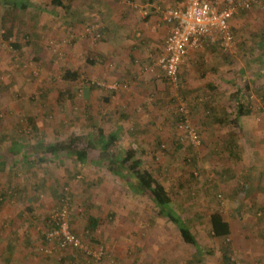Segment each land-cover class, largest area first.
Instances as JSON below:
<instances>
[{"label":"rangeland","instance_id":"obj_1","mask_svg":"<svg viewBox=\"0 0 264 264\" xmlns=\"http://www.w3.org/2000/svg\"><path fill=\"white\" fill-rule=\"evenodd\" d=\"M20 1L25 9L0 0V264H227L223 252L228 264H264V0L230 20L229 50L204 42L191 69L180 66L179 90L161 75L162 101L128 114L85 95L102 87L86 83L87 38L98 40L85 35L95 22L82 19V0ZM235 93L250 113L234 124ZM176 95L198 145L185 137ZM99 130L116 134L117 154L135 150L198 248L96 150L82 162L43 150L70 137L85 144ZM62 210L77 246L54 233ZM216 211L227 239L210 232Z\"/></svg>","mask_w":264,"mask_h":264},{"label":"crops","instance_id":"obj_2","mask_svg":"<svg viewBox=\"0 0 264 264\" xmlns=\"http://www.w3.org/2000/svg\"><path fill=\"white\" fill-rule=\"evenodd\" d=\"M185 2L186 0L79 1L82 19L90 22L102 20L101 23L105 26L100 40L92 42L87 38L86 47L92 51L94 59L89 56L93 64L90 60L91 68L84 67L85 74L91 80L119 84L114 90L88 89L85 95L89 99L118 105L124 114L131 113L132 106L139 104L157 106L163 95L160 92V80L164 79H159L161 72L158 69L151 70L147 67L161 53L170 29V25L162 21L160 11L162 8L183 6ZM72 8H80V5L75 7V2H72ZM200 52L199 49L189 48L180 66L183 64L184 68L191 69L198 58L202 57Z\"/></svg>","mask_w":264,"mask_h":264},{"label":"built area","instance_id":"obj_3","mask_svg":"<svg viewBox=\"0 0 264 264\" xmlns=\"http://www.w3.org/2000/svg\"><path fill=\"white\" fill-rule=\"evenodd\" d=\"M260 0H186L183 6H176L160 11L161 19L170 25L161 53L151 61L147 67L158 69L161 75L174 90L180 88L179 67L189 48H199L206 40L217 41L222 50H229L234 43L230 29V20L241 11H245L258 4ZM98 22L90 24L86 32L94 37H100ZM95 84L108 89L118 88V83H105L96 81ZM125 86V85H123ZM177 110L183 116L182 126L185 137L193 144L200 142L199 135L187 123V109L181 98L176 95ZM65 210H62L58 228L54 233L62 237L61 245L68 243L77 246V237L68 230L64 220ZM48 236V235H47ZM100 255L96 253V255Z\"/></svg>","mask_w":264,"mask_h":264},{"label":"trees","instance_id":"obj_4","mask_svg":"<svg viewBox=\"0 0 264 264\" xmlns=\"http://www.w3.org/2000/svg\"><path fill=\"white\" fill-rule=\"evenodd\" d=\"M2 1L4 4L12 3L15 8L18 7L25 9L28 5L27 3H25V1L20 0ZM18 2H20L19 6H17ZM50 2L54 5L62 7V3L60 0H50ZM94 22H98L101 24L99 28L100 37H96V40H100V38H103L105 26L103 23H101L100 20ZM85 35H88V33H85ZM12 46L14 49H20L22 44H20L19 42H14L12 43ZM90 60L91 59H89L88 57L87 61L89 63ZM91 63L93 64V60H91ZM66 74H69L68 71L66 72ZM70 74H72L73 76L77 75L75 72H72ZM94 82L96 81H86L88 85L93 84L102 88L105 87L99 84H95ZM208 86L212 87L210 84H208ZM234 96L236 99V109L232 123L234 122L235 124L237 123L238 118L240 116L249 114L250 109H248L245 104L242 103L238 93H235ZM29 121L32 122L31 119H29ZM33 126L34 125H32L31 127L33 130H35ZM97 134L93 136L89 141L85 142V144L82 143L80 145L77 143V140H80V137H70L68 140H61L54 143L44 142L43 150L44 152L49 153L51 155H63L65 153H68L80 162L87 158L89 152H91L92 150H96L99 154V162L105 161L103 166H105V168L109 172H112L116 176L121 178L122 171L126 170L133 179V186L137 188L139 192H143L149 195L150 199L152 200V203L159 210L158 212L160 214H163L170 222H172L176 226L183 242L191 244L198 248V243L194 238L192 232L186 226L179 213L171 207V197L168 191L166 190L165 186L156 178H154L149 170L142 168V162L139 158L136 157L135 150L129 148L124 153L119 155L114 150L117 141V136L115 133H109L105 135L102 130H99ZM91 221L92 227H95V220ZM209 228L214 238L227 239L230 235L229 223L223 219L220 212L216 211L209 215ZM229 259V255L226 252H223L222 261L228 264L230 263ZM198 260L199 259H195L196 262Z\"/></svg>","mask_w":264,"mask_h":264}]
</instances>
